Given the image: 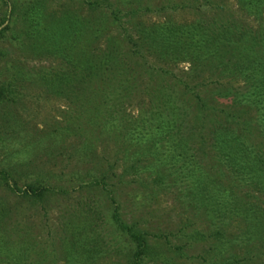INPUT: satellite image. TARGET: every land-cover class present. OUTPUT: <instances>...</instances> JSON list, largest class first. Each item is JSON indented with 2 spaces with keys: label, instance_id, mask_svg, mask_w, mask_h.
I'll list each match as a JSON object with an SVG mask.
<instances>
[{
  "label": "trees",
  "instance_id": "obj_1",
  "mask_svg": "<svg viewBox=\"0 0 264 264\" xmlns=\"http://www.w3.org/2000/svg\"><path fill=\"white\" fill-rule=\"evenodd\" d=\"M81 1L85 15L61 11L65 42L63 30L56 33V16L42 3L22 9L26 35L42 39L45 51L67 67L44 77L45 90L62 91L65 99L74 95L69 82L85 83L87 98L100 91L81 149L94 155L93 139L110 140L116 154L105 157L100 172L118 168L130 175L141 185L127 187L133 198L167 191L182 211L200 213L207 229L196 233L209 243L211 264H264V0H164L155 8L143 0ZM150 10L165 13L148 22L135 17ZM181 11L193 17L176 19ZM107 20L119 30L124 48L104 35ZM6 29L0 28V39ZM101 40L104 47L98 48L95 41ZM179 65L184 66L176 72ZM2 75L0 107H7L21 94L18 79L5 81ZM133 103L135 115L127 111ZM66 117L70 123L73 115ZM77 177L69 191L42 176L19 184L13 172L0 168V186L39 206L45 216L51 197L86 187L101 186L111 207L105 217L86 194L79 196L61 213V250L55 251L29 230L5 234V223L18 212L0 199V264H94L104 258L113 264H156L158 257L165 262L164 250L152 249L168 236L126 220L118 185L107 186L108 174ZM108 248L116 253L113 258L105 255Z\"/></svg>",
  "mask_w": 264,
  "mask_h": 264
},
{
  "label": "rangeland",
  "instance_id": "obj_2",
  "mask_svg": "<svg viewBox=\"0 0 264 264\" xmlns=\"http://www.w3.org/2000/svg\"><path fill=\"white\" fill-rule=\"evenodd\" d=\"M143 1H148L146 4H149L150 8L164 3V0ZM39 2L44 5L47 14L56 16V33L62 32L63 26L65 27V22L62 20L65 12L62 14L61 11L79 10L81 15L87 12L81 0H0V20H4L0 28L3 26L7 28L0 39V73L3 74L2 79L5 81H9L12 77L17 78L16 85L21 94L15 104L0 107V168L13 172L19 184L32 180L36 176H42L51 184H58L69 191L76 187V180L80 179L77 176H84L85 172L98 177L108 174L110 179L106 180L107 186L111 187L113 183L118 185L116 192L126 220H138L149 232L168 236L169 243L164 242L162 238L161 242L164 245L157 244V247L152 249L154 252L164 250L161 253H164L165 262L160 263L162 259L158 257L156 264H211L212 261L209 258L212 253L207 251L209 243L198 237L196 233V231L204 232L207 229V224L200 213L192 210L182 211L172 193L167 191L159 192L154 198H151V195L150 198L147 197L143 191L144 194L133 198L128 193L127 187L138 185L135 182L132 183L130 175L121 174L118 168L117 172H100L99 170H103L100 163H104L105 157H113L116 154L110 140L93 139L94 155L88 147L81 149L82 140L86 141L85 134H89L92 130L88 120H91L90 114L94 112V105L101 99L100 91L97 89L90 91L87 98L89 90L86 88L89 87L85 83L77 87L69 82L67 87L71 90L70 94L74 95L65 99L61 95L62 91L58 94L56 89L53 93L45 90L44 77L50 78L55 72L66 70L67 67L60 57L52 55L48 50V52L45 51L42 47V39L35 41L33 37L26 35L22 9ZM164 13L150 10L142 14L137 13L135 17L148 22L160 19ZM174 17L182 20L190 19L193 15L190 12L181 11ZM46 18L48 19L47 16ZM105 22L107 23L104 25V35H112L121 45L123 40L119 36L117 27L110 25L108 20ZM103 23L104 21L101 26ZM66 33L67 28L62 32L64 42ZM95 42L98 48L104 47L103 40ZM120 47L124 48V44ZM183 66H177L175 71L179 72L180 67ZM62 86L65 87V84ZM75 98L80 99L81 103L84 102L81 107L78 106L80 102H71ZM86 98L88 102H85ZM131 106L127 108V111L135 115L137 107L135 103ZM67 112L73 115L70 123L66 117ZM75 116L77 117L74 118ZM113 173L117 176L114 177ZM139 186L141 187L140 184ZM85 194L88 196L87 199H91L95 205L100 206L103 216L107 217L110 214L108 197L103 195L101 186L86 187L82 191L77 189L67 196L51 197L46 216L43 215L44 211L39 206L17 199L15 195L9 194L0 186V199L15 205L18 212L14 216L15 219L5 223V234L18 229L29 230L35 235L39 244L46 245L49 250L56 251L57 248L61 250L57 240L59 218L62 217L60 218L62 220L65 216L61 213L63 209L79 201V196L82 197ZM16 223L17 227H15ZM180 228L184 229L182 234L178 233ZM104 234L107 236L106 229ZM193 234L194 238L191 237ZM187 241L189 243H186ZM103 243L105 242L102 240ZM173 247L180 250L173 251ZM110 253L109 249L105 255ZM115 255L116 253L110 254L112 258ZM94 264L113 263L104 258Z\"/></svg>",
  "mask_w": 264,
  "mask_h": 264
}]
</instances>
